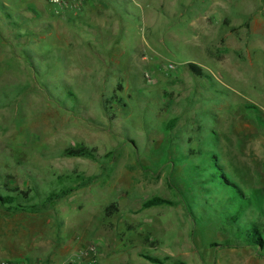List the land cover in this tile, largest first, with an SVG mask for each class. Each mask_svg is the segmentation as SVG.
I'll list each match as a JSON object with an SVG mask.
<instances>
[{"label": "rangeland", "instance_id": "1", "mask_svg": "<svg viewBox=\"0 0 264 264\" xmlns=\"http://www.w3.org/2000/svg\"><path fill=\"white\" fill-rule=\"evenodd\" d=\"M213 155L264 193V0H0V259L264 264Z\"/></svg>", "mask_w": 264, "mask_h": 264}, {"label": "trees", "instance_id": "2", "mask_svg": "<svg viewBox=\"0 0 264 264\" xmlns=\"http://www.w3.org/2000/svg\"><path fill=\"white\" fill-rule=\"evenodd\" d=\"M193 73L202 76V71L197 66L189 64ZM257 112V107L251 106L249 108ZM259 113V112H257ZM258 119L259 114H257ZM83 151L69 152L68 156H85ZM210 168L211 179L214 187H219L225 194V209L226 213L221 214L223 216L221 226L232 230L234 239L242 243L244 246H249L257 251L264 252V232L254 222L244 221L242 219L243 213L251 206H256L260 213L264 216V193L257 190L245 191L233 181L227 173L224 172L222 165L218 162V158L213 155L210 156ZM70 191L54 192L48 195L45 199L47 204H51L60 198L65 197ZM16 198L0 196L1 205L10 204L14 206V210H20V205L16 203ZM163 204L171 205L168 200H162L160 198H153L146 201L143 204V208H150L154 206H160ZM148 258V257H147ZM148 260L155 261L148 258Z\"/></svg>", "mask_w": 264, "mask_h": 264}, {"label": "built area", "instance_id": "3", "mask_svg": "<svg viewBox=\"0 0 264 264\" xmlns=\"http://www.w3.org/2000/svg\"><path fill=\"white\" fill-rule=\"evenodd\" d=\"M49 1L52 5L62 7L64 5H68L72 0H49ZM0 264H29V263L0 259ZM67 264H72V263H67Z\"/></svg>", "mask_w": 264, "mask_h": 264}]
</instances>
